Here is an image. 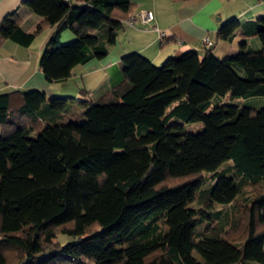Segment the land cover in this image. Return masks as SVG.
<instances>
[{"label":"trees","instance_id":"1","mask_svg":"<svg viewBox=\"0 0 264 264\" xmlns=\"http://www.w3.org/2000/svg\"><path fill=\"white\" fill-rule=\"evenodd\" d=\"M22 3L43 23L25 33L16 11L8 14L0 45L28 47L55 26L40 60L49 83L106 58L136 7L131 0ZM102 27L105 38L96 33ZM67 30L75 39L62 44ZM240 30L261 50L243 41L223 60L204 48L203 58L181 52L159 67L131 53L121 59L122 81L97 101L86 90L80 103L49 101L40 91L1 94L0 264H264V108L207 113L216 96L264 97V18L233 19L218 39L231 41ZM73 104L85 108L83 122L58 124ZM194 123L203 130L187 133ZM204 173L215 184L200 199ZM219 205L236 216L212 223ZM59 235L73 242L62 245Z\"/></svg>","mask_w":264,"mask_h":264},{"label":"crops","instance_id":"2","mask_svg":"<svg viewBox=\"0 0 264 264\" xmlns=\"http://www.w3.org/2000/svg\"><path fill=\"white\" fill-rule=\"evenodd\" d=\"M24 0H0V24L10 13L16 11L25 33H34L43 23V18L23 5ZM136 5L133 13L147 11L152 16L151 28L128 27L123 23L117 31L114 45L108 46V56L102 60H91L77 66L70 79L49 83L40 69V60L45 47L56 30L51 26L44 30L33 43L23 47L13 41L0 45V95L32 91L45 93L47 100L64 98L76 102L85 101L82 90L89 93V99L97 101L123 79L121 59L138 53L161 66L174 55L195 51L200 58L206 54L203 39L209 38L213 47L211 53L217 59L236 55L240 45L246 41L253 50L262 46L256 36H244L243 30L231 41L218 39L222 25L237 19L242 25L264 18V0H131ZM132 13V14H133ZM97 35L105 38L107 27L98 30ZM160 33L164 37H160ZM75 35L63 32L61 43L67 44ZM85 110V108L83 107Z\"/></svg>","mask_w":264,"mask_h":264},{"label":"rangeland","instance_id":"3","mask_svg":"<svg viewBox=\"0 0 264 264\" xmlns=\"http://www.w3.org/2000/svg\"><path fill=\"white\" fill-rule=\"evenodd\" d=\"M217 106H237L239 108H251L254 110H260V109L264 108V97H251V98H247V99H237V98H232L230 95H227L225 97L216 96L212 100L211 107L207 113L209 114L210 112H212ZM171 108H170V110H171ZM83 115H84L83 107H81L79 104H73L66 110L65 113L62 114L58 124H60V125H66L69 123L81 124V122H83V120H84ZM203 127L204 126L202 123L186 124L185 130L187 133L197 134L203 130ZM203 176L205 178V182H204L203 188L201 189V191L198 194V197L200 199L202 198L203 194L205 192H207L208 190H210V188L215 184V182H214L215 177H213L212 175H208L206 173H204ZM253 194H254V191L252 189L246 190V194H245L246 196L250 197ZM199 204H200V202L198 201L195 204V206H199ZM217 212L220 213V215H219L220 218L213 217L212 223H216L217 221L221 220L224 217V214L230 215L233 217L236 216V214H237V213L234 214L235 211L233 209L227 210V208H224L220 205L215 207V209L211 213L216 215ZM160 224L163 226L164 230H167L166 225H163L162 221H160ZM227 227H226V229H227ZM0 241H1V237H0ZM57 241L60 242V244L64 245V244L73 242V238H71L67 235H59L57 238Z\"/></svg>","mask_w":264,"mask_h":264},{"label":"built area","instance_id":"4","mask_svg":"<svg viewBox=\"0 0 264 264\" xmlns=\"http://www.w3.org/2000/svg\"><path fill=\"white\" fill-rule=\"evenodd\" d=\"M67 1V0H65ZM152 16L147 11H140L137 13L131 14L126 21L123 23L128 27H144L146 29L151 28ZM160 37H164L163 33H160ZM203 46L206 50H209L213 47V43L209 38L203 39Z\"/></svg>","mask_w":264,"mask_h":264}]
</instances>
